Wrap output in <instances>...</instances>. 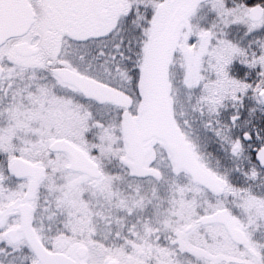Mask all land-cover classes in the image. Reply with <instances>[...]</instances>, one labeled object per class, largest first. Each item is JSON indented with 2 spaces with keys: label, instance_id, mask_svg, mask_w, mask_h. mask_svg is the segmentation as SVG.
<instances>
[{
  "label": "snow or ice",
  "instance_id": "snow-or-ice-1",
  "mask_svg": "<svg viewBox=\"0 0 264 264\" xmlns=\"http://www.w3.org/2000/svg\"><path fill=\"white\" fill-rule=\"evenodd\" d=\"M0 264H264V0H0Z\"/></svg>",
  "mask_w": 264,
  "mask_h": 264
}]
</instances>
